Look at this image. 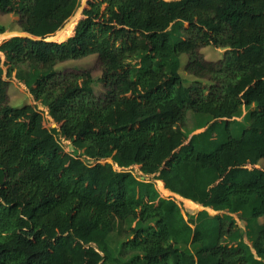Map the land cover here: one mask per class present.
<instances>
[{
	"label": "trees",
	"instance_id": "1",
	"mask_svg": "<svg viewBox=\"0 0 264 264\" xmlns=\"http://www.w3.org/2000/svg\"><path fill=\"white\" fill-rule=\"evenodd\" d=\"M80 4L0 0L29 34L0 43V264H264V220L252 236L234 217L249 228L264 218V0H86L71 34L49 40ZM202 45L228 51L206 61ZM181 53L210 83L184 84ZM90 54L102 99L89 71L55 69ZM11 76L53 127L32 104L8 103ZM252 104L234 136L232 115ZM189 109L211 119L186 134ZM153 179L217 213L185 219ZM129 216L144 224L130 227L123 246L136 253L125 261L106 237Z\"/></svg>",
	"mask_w": 264,
	"mask_h": 264
},
{
	"label": "rangeland",
	"instance_id": "2",
	"mask_svg": "<svg viewBox=\"0 0 264 264\" xmlns=\"http://www.w3.org/2000/svg\"><path fill=\"white\" fill-rule=\"evenodd\" d=\"M74 15H76V12L72 16H70L62 24L61 27H59L52 35H49L47 38H53L55 40H62L66 34H71L72 32L71 29L73 28V22H69V20ZM20 17H21L20 14H17V13H1L0 12V43L3 40L12 36L15 32H23L20 30L19 23H18L20 20ZM60 30H62L61 34L56 38L55 35ZM227 51H228L227 47H224V46L215 47L212 45H202L197 50L198 55L202 56L204 60L212 61V62L223 58L226 55ZM1 59H3V57H1ZM186 62H188V54L181 53L179 72L184 79L185 85H189L194 81L196 83L198 82L201 84L210 83L209 79H207L206 77H198V76H195L185 71L184 64ZM17 64H19V66H17ZM17 64L12 65V66H15V67H12V71H11L12 75H14L18 69H27L28 67L27 63L25 62L17 63ZM3 69H4V72H6L7 69L5 66H3ZM55 69L56 71L60 73L61 72L67 73V72L89 71L91 74L90 86L92 88V93L95 98L102 99V95L104 93V87H103L102 82L100 81L101 64L96 54H90V55H87L79 59H69V60H65L62 62H58L55 65ZM5 79L7 81L8 103L11 106L21 107L26 104H32L33 106H35L36 109L43 111L44 122L47 127H53L55 125L52 119L47 116L46 106L44 103H41V102L37 103L34 100H32L25 86L17 82L13 76L6 77ZM253 108H254L253 104L248 105V106H241L236 111V113L232 115L230 119V128L234 136L238 137L242 129L250 122L251 120L250 111ZM210 119L211 117L207 114L196 112V111L189 109L186 111V117H185L184 124L182 126V130L186 134H189L190 132L195 131V130H200L203 128V126L207 122H209ZM58 140L66 151L74 155L78 154V152L69 145V142L67 140H63L62 138H58ZM102 161H111V160L103 159ZM263 164H264V160H261L260 165H263ZM131 171L135 175L140 174L136 167H131ZM157 180L159 179H153L152 181L156 189L159 191L160 195L166 198L174 199L181 207V211L185 219L195 218L198 211L202 210L203 206H201L198 202L184 198L170 190H168V193L165 191H162L161 188L159 187ZM163 188H164V185H163ZM193 202H195V204ZM205 209L211 215H214L217 213V211L209 207ZM234 217L236 218V223L238 224V226H240L243 232L247 231V229L248 231L249 229L252 230V236L257 230L259 224H261L264 220L263 217L258 218V220L256 221V224L251 225L249 228L246 225V223L238 219L236 215H234ZM142 224H144V222L139 221L138 219H132V217L130 216L124 219H119V218L115 219L113 228L106 237V242L108 244V247L110 248L114 256H117L125 261H130L133 254H135L136 252L127 251L123 246V241L131 236V231H130L131 226L136 227ZM244 240L246 242H249V236H247V233L245 234ZM184 248L188 251L194 252L198 248V244L197 243L188 244V245H185Z\"/></svg>",
	"mask_w": 264,
	"mask_h": 264
},
{
	"label": "water",
	"instance_id": "3",
	"mask_svg": "<svg viewBox=\"0 0 264 264\" xmlns=\"http://www.w3.org/2000/svg\"><path fill=\"white\" fill-rule=\"evenodd\" d=\"M85 1L86 0H82L81 1V4H80V6L77 8V10H76V15H74L70 20H69V22H73V26H74V24H75V19L77 18V17H79L80 16V11L82 10V8H83V6H84V3H85ZM68 22V23H69ZM61 32H62V30H60V31H58L57 33H56V35H55V37L57 38L60 34H61ZM10 34V33H9ZM14 35H29V34H27V33H25V32H15L12 36H14ZM68 35L69 34H66L65 36H64V38L63 39H65L66 37H68ZM11 37V36H10ZM48 39H53V38H48ZM62 39V40H63ZM53 40H55V39H53ZM140 179H143V176L142 177H140ZM202 209H205V207H203Z\"/></svg>",
	"mask_w": 264,
	"mask_h": 264
},
{
	"label": "bare ground",
	"instance_id": "4",
	"mask_svg": "<svg viewBox=\"0 0 264 264\" xmlns=\"http://www.w3.org/2000/svg\"><path fill=\"white\" fill-rule=\"evenodd\" d=\"M157 182H158V181H157ZM158 184H159V187L161 188L162 191H165V192L168 193V189H167V188H163L162 183L158 182ZM190 203H191V202H190ZM193 203L195 204V202H193Z\"/></svg>",
	"mask_w": 264,
	"mask_h": 264
}]
</instances>
